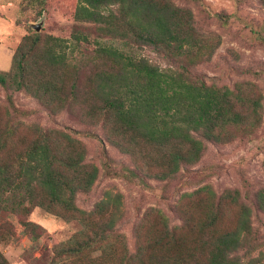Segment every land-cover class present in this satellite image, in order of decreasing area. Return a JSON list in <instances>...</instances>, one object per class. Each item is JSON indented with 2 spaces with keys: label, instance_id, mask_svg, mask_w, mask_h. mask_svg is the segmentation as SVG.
Returning a JSON list of instances; mask_svg holds the SVG:
<instances>
[{
  "label": "trees",
  "instance_id": "obj_1",
  "mask_svg": "<svg viewBox=\"0 0 264 264\" xmlns=\"http://www.w3.org/2000/svg\"><path fill=\"white\" fill-rule=\"evenodd\" d=\"M74 19L96 26L93 50L86 52L89 33L78 28L69 44L50 34H26L9 70H0V86L8 91L10 104L12 92L21 91L52 113L90 106L84 114L102 125L112 145L131 156V175L173 179L181 167L200 159L205 140H226L260 124L257 85L244 81L218 87L186 68L219 44L216 36L197 32L189 8L173 0H79ZM136 45L150 46L178 61L179 68H160L137 55ZM81 68L88 71L82 83ZM21 115L0 104V235H13L12 216L22 217L26 229L43 230L23 219L39 207L81 224L65 243L54 245L60 264H256L252 257L243 260L236 254H249L255 241L251 208L238 190L218 195L209 185L179 196L174 206L179 225L170 226L161 209L148 208L135 227L130 250L116 229L123 217L121 193L105 192L90 210L76 204V195L90 191L99 176V168L85 160L83 143L66 131L28 124ZM112 121L143 147L109 132ZM255 199L264 211V188ZM0 264H10L1 251Z\"/></svg>",
  "mask_w": 264,
  "mask_h": 264
},
{
  "label": "rangeland",
  "instance_id": "obj_2",
  "mask_svg": "<svg viewBox=\"0 0 264 264\" xmlns=\"http://www.w3.org/2000/svg\"><path fill=\"white\" fill-rule=\"evenodd\" d=\"M79 0H0V70L11 67L14 50L26 34H50L71 42L78 28L89 33L91 42L85 44L86 52L97 46V29L94 24L77 23L74 11ZM192 11L198 33L216 36L218 46L210 56L191 61L186 68L207 84L235 87L238 82L257 85L261 95V122L251 131L242 129L230 134L226 140H205L200 159L181 167L175 178L156 180L131 175L135 165L131 156L112 145L100 123L84 114L90 106H73L57 113L46 110L37 100L21 91L12 92V103L7 100L8 91L0 86V104L9 110L17 109L20 119L42 128L60 129L78 138L86 149V162L99 168V176L86 193L76 195V204L90 210L107 191L122 194L123 217L117 223V231L123 233L130 250L134 247V230L144 212L151 207L161 209L170 226L180 224L174 211L177 200L184 192L209 185L221 194L226 189L238 190L242 200L251 208L252 232L255 238L249 254H236L243 260L255 259L264 264V211L256 204V193L264 188V3L261 0H173ZM40 24L35 30L32 24ZM83 48V47H82ZM85 48H83L85 50ZM137 55L144 56L160 68L178 69V61L157 53L150 46L136 45ZM81 54L77 53L75 59ZM88 73L81 68L79 82ZM107 130L124 138V142L143 147L132 132L113 121ZM138 174L139 171H138ZM24 220L39 224L43 230L26 229L22 217L12 216L13 235H0V251L10 264H60L55 260L53 247L65 243L81 229L77 219L60 216L34 207ZM2 236V237H1ZM247 254V255H246ZM246 255V256H245Z\"/></svg>",
  "mask_w": 264,
  "mask_h": 264
},
{
  "label": "water",
  "instance_id": "obj_3",
  "mask_svg": "<svg viewBox=\"0 0 264 264\" xmlns=\"http://www.w3.org/2000/svg\"><path fill=\"white\" fill-rule=\"evenodd\" d=\"M40 24H32V27L35 29V30H39L40 29Z\"/></svg>",
  "mask_w": 264,
  "mask_h": 264
}]
</instances>
